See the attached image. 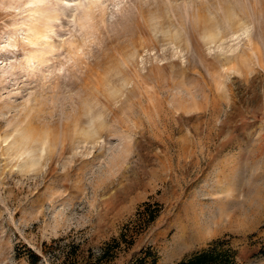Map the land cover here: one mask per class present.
<instances>
[{
	"label": "rangeland",
	"instance_id": "1",
	"mask_svg": "<svg viewBox=\"0 0 264 264\" xmlns=\"http://www.w3.org/2000/svg\"><path fill=\"white\" fill-rule=\"evenodd\" d=\"M263 248L264 0H0V264Z\"/></svg>",
	"mask_w": 264,
	"mask_h": 264
},
{
	"label": "trees",
	"instance_id": "2",
	"mask_svg": "<svg viewBox=\"0 0 264 264\" xmlns=\"http://www.w3.org/2000/svg\"><path fill=\"white\" fill-rule=\"evenodd\" d=\"M219 244H223V241H220ZM218 245V243H217ZM216 245V246H217ZM216 247L212 248V251L215 250ZM29 251V259H30V263L31 264H38V262L40 261V256L38 254H36L35 252H33L32 250H28ZM143 253V257L138 258L135 261H132L130 264H156L155 260H153L152 262H149L151 258V253L150 252H142ZM141 253V254H142ZM263 256H264V248L261 250L260 252ZM221 261L220 264H233L232 262L229 261V257H222L220 256ZM153 259V258H151ZM178 264H214V260L212 255L206 252H203L197 256H195L193 259L189 260V261H182Z\"/></svg>",
	"mask_w": 264,
	"mask_h": 264
}]
</instances>
